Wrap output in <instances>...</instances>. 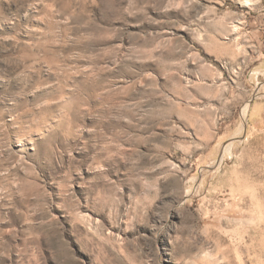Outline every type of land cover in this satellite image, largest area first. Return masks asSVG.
I'll return each mask as SVG.
<instances>
[{
  "label": "rangeland",
  "instance_id": "1",
  "mask_svg": "<svg viewBox=\"0 0 264 264\" xmlns=\"http://www.w3.org/2000/svg\"><path fill=\"white\" fill-rule=\"evenodd\" d=\"M263 5L0 0V264H264Z\"/></svg>",
  "mask_w": 264,
  "mask_h": 264
},
{
  "label": "crops",
  "instance_id": "2",
  "mask_svg": "<svg viewBox=\"0 0 264 264\" xmlns=\"http://www.w3.org/2000/svg\"><path fill=\"white\" fill-rule=\"evenodd\" d=\"M255 16L250 17V24L253 29L259 32L264 42V5L258 10ZM264 55V54H263ZM259 59L257 76L259 77L258 82L252 89L254 96L250 100L251 114L249 116L248 123L255 128H264V62ZM262 78V79H260Z\"/></svg>",
  "mask_w": 264,
  "mask_h": 264
}]
</instances>
